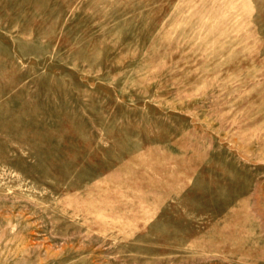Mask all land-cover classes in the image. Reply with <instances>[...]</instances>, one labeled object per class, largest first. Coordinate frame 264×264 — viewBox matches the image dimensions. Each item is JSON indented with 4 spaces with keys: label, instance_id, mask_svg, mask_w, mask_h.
Listing matches in <instances>:
<instances>
[{
    "label": "rangeland",
    "instance_id": "374dc122",
    "mask_svg": "<svg viewBox=\"0 0 264 264\" xmlns=\"http://www.w3.org/2000/svg\"><path fill=\"white\" fill-rule=\"evenodd\" d=\"M0 264H264V0H0Z\"/></svg>",
    "mask_w": 264,
    "mask_h": 264
}]
</instances>
